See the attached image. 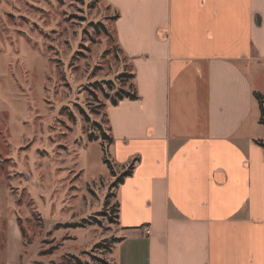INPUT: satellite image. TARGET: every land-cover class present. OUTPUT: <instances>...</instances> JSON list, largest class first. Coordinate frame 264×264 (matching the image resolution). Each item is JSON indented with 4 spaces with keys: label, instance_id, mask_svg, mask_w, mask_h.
I'll use <instances>...</instances> for the list:
<instances>
[{
    "label": "crops",
    "instance_id": "crops-1",
    "mask_svg": "<svg viewBox=\"0 0 264 264\" xmlns=\"http://www.w3.org/2000/svg\"><path fill=\"white\" fill-rule=\"evenodd\" d=\"M102 1L139 95L107 110L117 160L139 159L117 238L146 264H264V148L246 130L264 0Z\"/></svg>",
    "mask_w": 264,
    "mask_h": 264
},
{
    "label": "rangeland",
    "instance_id": "rangeland-1",
    "mask_svg": "<svg viewBox=\"0 0 264 264\" xmlns=\"http://www.w3.org/2000/svg\"><path fill=\"white\" fill-rule=\"evenodd\" d=\"M112 17L102 0H0V264H146L112 221L137 164L103 140L133 85ZM246 130L264 143L259 100Z\"/></svg>",
    "mask_w": 264,
    "mask_h": 264
},
{
    "label": "trees",
    "instance_id": "trees-1",
    "mask_svg": "<svg viewBox=\"0 0 264 264\" xmlns=\"http://www.w3.org/2000/svg\"><path fill=\"white\" fill-rule=\"evenodd\" d=\"M100 26H102L105 30H106V26H104L103 24H98ZM119 47V46H118ZM120 49V47H119ZM121 50V49H120ZM124 77V75H122ZM132 80H133V85L131 86V90L130 91H125V90H118L115 94H114V97L112 98V104L111 106L115 107L117 106L120 102L122 101H126V100H129V101H137L139 100V95H138V92H137V89H136V84H135V75L132 73L130 76H129ZM254 97L256 100H259L260 103H263L264 104V97L259 94V93H254ZM111 129L109 127V133H110ZM93 135L90 136L91 139H93ZM103 140L109 144H112L114 142L111 134H107L105 131H103ZM260 145L264 148V145H262L260 143ZM137 163L139 162V159L136 160ZM137 165V164H136ZM135 165V166H136ZM135 166H132L130 167L129 171L126 172L125 174H123L117 181V184H120L122 185L124 183V181L130 177L135 169ZM118 213H119V204H116V207L115 209L113 210L112 212V215L113 217L115 218V220H112V221H115V223H117V220H118ZM84 223L86 224L87 221H84ZM82 224L78 225V226H81ZM82 227H85V225ZM117 241H120V240H117ZM99 248V247H98ZM109 249V248H108ZM68 264H83L80 260L74 258V257H71L69 259H67ZM75 261V262H74ZM103 263L105 264H109L108 262H105L103 261ZM85 264V263H84ZM87 264V263H86Z\"/></svg>",
    "mask_w": 264,
    "mask_h": 264
}]
</instances>
